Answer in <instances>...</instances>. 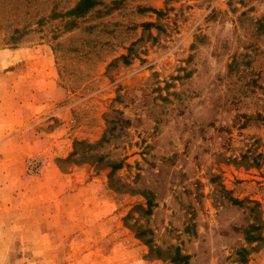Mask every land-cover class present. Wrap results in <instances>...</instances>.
I'll list each match as a JSON object with an SVG mask.
<instances>
[{
  "label": "rangeland",
  "instance_id": "rangeland-1",
  "mask_svg": "<svg viewBox=\"0 0 264 264\" xmlns=\"http://www.w3.org/2000/svg\"><path fill=\"white\" fill-rule=\"evenodd\" d=\"M81 1L0 0V264H264V0Z\"/></svg>",
  "mask_w": 264,
  "mask_h": 264
},
{
  "label": "trees",
  "instance_id": "trees-1",
  "mask_svg": "<svg viewBox=\"0 0 264 264\" xmlns=\"http://www.w3.org/2000/svg\"><path fill=\"white\" fill-rule=\"evenodd\" d=\"M91 5H92V0H82L73 9V12H75V13H77V12L78 13H81L84 9L90 7ZM253 227H255V226H253ZM258 239H259L258 237L257 238L255 237L252 240H247L248 243H249V247L248 246L247 247L246 246L245 247H241L238 250L237 254L240 256V260H239L240 263H244V261L246 260L245 259L246 254L249 253L250 250L255 249L257 247V246H251V245H253L254 243H257L259 241Z\"/></svg>",
  "mask_w": 264,
  "mask_h": 264
}]
</instances>
